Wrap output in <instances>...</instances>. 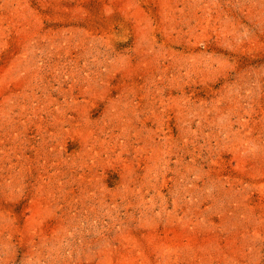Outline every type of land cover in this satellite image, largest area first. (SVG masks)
<instances>
[{
	"label": "rangeland",
	"instance_id": "rangeland-1",
	"mask_svg": "<svg viewBox=\"0 0 264 264\" xmlns=\"http://www.w3.org/2000/svg\"><path fill=\"white\" fill-rule=\"evenodd\" d=\"M0 264H264V0H0Z\"/></svg>",
	"mask_w": 264,
	"mask_h": 264
}]
</instances>
